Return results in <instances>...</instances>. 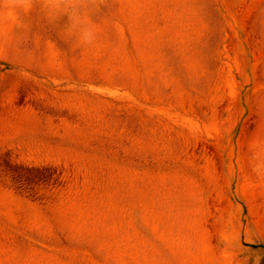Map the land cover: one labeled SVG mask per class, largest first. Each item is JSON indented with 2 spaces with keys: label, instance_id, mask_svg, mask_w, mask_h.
Masks as SVG:
<instances>
[{
  "label": "rangeland",
  "instance_id": "obj_1",
  "mask_svg": "<svg viewBox=\"0 0 264 264\" xmlns=\"http://www.w3.org/2000/svg\"><path fill=\"white\" fill-rule=\"evenodd\" d=\"M98 2L0 22V264H264V0Z\"/></svg>",
  "mask_w": 264,
  "mask_h": 264
},
{
  "label": "clouds",
  "instance_id": "obj_2",
  "mask_svg": "<svg viewBox=\"0 0 264 264\" xmlns=\"http://www.w3.org/2000/svg\"><path fill=\"white\" fill-rule=\"evenodd\" d=\"M99 7L98 0H4L0 4L3 9L0 22L18 25L22 23V14L30 17L33 11L38 19L50 25L66 18L60 26L62 38L78 46L95 47L100 30L93 17Z\"/></svg>",
  "mask_w": 264,
  "mask_h": 264
}]
</instances>
